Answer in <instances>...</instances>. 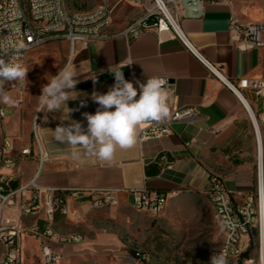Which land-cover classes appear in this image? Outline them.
Instances as JSON below:
<instances>
[{"label": "crops", "instance_id": "obj_1", "mask_svg": "<svg viewBox=\"0 0 264 264\" xmlns=\"http://www.w3.org/2000/svg\"><path fill=\"white\" fill-rule=\"evenodd\" d=\"M190 2L191 5L183 6L179 11L181 28L190 43L208 62L219 67L229 81L237 83L242 78H259L264 48L238 50L228 32V22L231 14L244 22L263 20L264 0H196L195 6L193 0ZM101 4V0H67L66 8L70 14H80L88 13ZM114 14L116 16L107 30L109 34L120 32L139 18L142 9L123 4L116 8ZM66 64H70L79 75L76 90L87 94L67 102L69 108L78 109L71 113V120L79 121L85 130L87 121L83 113L94 114L98 107L91 100V94L94 91L106 93L115 83L110 68L123 72L125 79L131 74L139 78H169L176 93L177 106L194 110L195 116L173 125L172 133L164 138L140 144L137 137L133 148H117L114 159L109 162L101 161L83 147L70 148L66 142L57 141L53 131L62 123L58 119L60 113L49 112L45 140L51 159L43 165L38 185L66 193L68 215L57 212L52 220L57 236L80 235L77 230L81 223L87 222L95 212L90 208L96 197L93 191H118L119 204L108 208L111 210L132 208L130 190L147 189L151 193L168 194L169 200L182 193L203 194L212 176L224 180L236 205L241 206L255 192L258 149L246 110L196 57L178 40L171 38L169 32L148 31L130 43L123 38L77 43ZM94 72L97 75L95 83L88 79ZM247 97L260 129L264 160V109L253 94L247 92ZM81 100H86V107H80ZM4 109L7 115L0 121V145L4 138L13 144L11 157L16 160L18 178L10 183V187L17 189L27 185L37 171L35 158L21 154L22 150L32 148V117L28 119L17 110ZM63 123L66 125L68 121ZM149 124L143 123L139 127ZM73 153L79 155L74 156ZM161 155H166L170 162V167L164 171L158 164ZM0 173L8 175L11 171L0 168ZM24 195L30 197L31 193L26 191ZM43 203L42 199L41 209L35 214L23 215L17 210H7L6 215L17 219L23 230L37 225L43 232L47 228ZM29 244H34L41 257L38 242L24 236L23 264ZM49 246L65 255L73 245L51 241Z\"/></svg>", "mask_w": 264, "mask_h": 264}, {"label": "built area", "instance_id": "obj_2", "mask_svg": "<svg viewBox=\"0 0 264 264\" xmlns=\"http://www.w3.org/2000/svg\"><path fill=\"white\" fill-rule=\"evenodd\" d=\"M67 0H0V39L10 44L19 42L23 48L10 50L4 59H11L25 66L27 55L44 45L54 42H67L71 55L77 43L104 41L114 38H123L128 43L138 40L144 33L152 31L160 33L169 32L171 38L178 40L186 51L191 53L214 76V78L228 88L239 100L252 123L257 149L258 170L256 176L255 192L249 195L245 202L239 206L232 199L231 193L226 189L224 180L212 176L203 194L207 197L219 228L224 233V239L217 254H225L227 260L237 263L244 254L253 248L261 259L264 250V160L260 129L257 119L249 106L247 92L255 97L264 109V60L261 76L259 78H242L237 83L226 79L219 67L208 62L201 53L190 43L187 35L181 28L179 11L183 6L191 5L190 0H101L100 7L80 14H70L66 8ZM194 6L196 5V0ZM199 1V0H198ZM122 4L142 9V14L136 20L128 23L118 33L109 34L108 28L113 22L115 10ZM228 32L233 45L240 51H251L264 48V19L256 22H244L231 14L228 22ZM166 81L165 87L169 90L168 104L170 116L163 123H151L138 128L140 144L169 136L172 127L183 120H190L195 116L194 110L180 108L176 104V93L172 81L167 77H159ZM125 80L137 87L139 94L140 83H146L147 78L129 75ZM36 106L31 121L32 148L22 150L26 157L33 156L37 162L35 176L24 187L12 189L10 183L17 180V163L11 157L13 144L4 138L0 145V168L10 170L11 173H0V264H23L22 243L24 236L35 239L40 246L41 264H59L64 255L61 251H54L49 246L51 241L61 245H79L84 238L78 234L57 236L53 230L52 220L59 212L68 215L65 202V191L59 189H43L38 185L43 165L51 159L46 148L45 133L47 120L43 111L37 112ZM0 118L7 115L4 108L0 109ZM188 144L187 146H189ZM158 164L164 171L170 167L166 155H161ZM260 166L262 169V186L260 183ZM29 191L30 197L24 192ZM84 194L85 192H80ZM96 195L90 204L91 209H104L117 207L118 191H93ZM131 206L138 212H146L153 217H160L168 205L169 195L151 193L149 190H130ZM176 193H172L175 195ZM76 196L79 195L75 194ZM47 228L40 231L37 225L23 230L17 219L6 215L7 210H17L23 215L38 213L41 209V200ZM48 239V240H47ZM54 239V240H53ZM249 259L243 264H249Z\"/></svg>", "mask_w": 264, "mask_h": 264}, {"label": "rangeland", "instance_id": "obj_3", "mask_svg": "<svg viewBox=\"0 0 264 264\" xmlns=\"http://www.w3.org/2000/svg\"><path fill=\"white\" fill-rule=\"evenodd\" d=\"M69 51V45L63 41L31 51L25 60L29 70L26 88L7 83L5 88L15 102H0V109L17 110L31 119L42 86L48 83L45 77L50 79L64 67ZM77 232L84 242L71 246L59 264H210L224 239L207 197L199 193L174 196L160 217L131 207L98 209L87 222L81 223ZM251 246L249 264H260L258 253ZM24 264H41L34 244L26 246Z\"/></svg>", "mask_w": 264, "mask_h": 264}, {"label": "clouds", "instance_id": "obj_4", "mask_svg": "<svg viewBox=\"0 0 264 264\" xmlns=\"http://www.w3.org/2000/svg\"><path fill=\"white\" fill-rule=\"evenodd\" d=\"M19 42L9 43L0 39V102L13 104L14 98L7 92L5 85L15 82L26 88L28 69L19 62H13L8 56L10 50L23 48ZM114 73L115 83L106 93L94 91L91 100L98 105L94 114L83 113L87 128L79 121L71 120V113L78 109L68 107L69 100H76L85 93L76 90L80 82L73 67L66 64L58 73L51 75L48 83L42 86L37 112H59L58 119L62 122L53 131L55 139L66 142L71 147H83L88 153L95 155L101 161H112L117 148L131 149L137 143L138 128L143 123H163L170 116L168 104L169 90L166 81L159 77L147 78L146 83H140L139 94L133 83L125 80L123 72L109 69ZM88 79L97 81L96 73ZM138 97V98H137ZM86 100L80 101V107H86ZM2 114V113H0ZM68 121L65 125L63 122ZM78 156V153H73ZM210 264H228L226 255H212Z\"/></svg>", "mask_w": 264, "mask_h": 264}, {"label": "bare ground", "instance_id": "obj_5", "mask_svg": "<svg viewBox=\"0 0 264 264\" xmlns=\"http://www.w3.org/2000/svg\"><path fill=\"white\" fill-rule=\"evenodd\" d=\"M260 153H261V148H260ZM260 160H261V154H260ZM260 183H261V186H262V169H261V166H260ZM259 263L260 264H264V250L262 251V255H261V259L259 260Z\"/></svg>", "mask_w": 264, "mask_h": 264}, {"label": "trees", "instance_id": "obj_6", "mask_svg": "<svg viewBox=\"0 0 264 264\" xmlns=\"http://www.w3.org/2000/svg\"><path fill=\"white\" fill-rule=\"evenodd\" d=\"M246 259H248V253L243 255L242 259L239 261V264H242V262Z\"/></svg>", "mask_w": 264, "mask_h": 264}]
</instances>
